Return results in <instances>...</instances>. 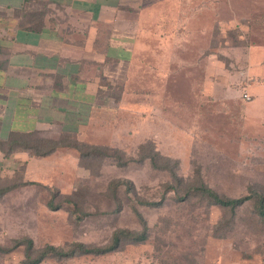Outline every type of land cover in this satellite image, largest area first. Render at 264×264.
<instances>
[{
  "label": "rangeland",
  "instance_id": "374dc122",
  "mask_svg": "<svg viewBox=\"0 0 264 264\" xmlns=\"http://www.w3.org/2000/svg\"><path fill=\"white\" fill-rule=\"evenodd\" d=\"M212 6L213 0H193L184 28L169 29L176 26L172 19L161 30L164 36H152L169 49L138 54L124 84L97 92L82 122L39 129L45 138L67 136L117 149L125 165L111 156L83 162L70 147L46 156L19 149L10 154L7 146L6 153L0 151V188H9L0 196V247L14 248L23 238L32 239L36 249L76 242L105 246L117 229L140 231L141 216L148 225L143 242L41 264H264V220L252 203L232 215L186 195L197 177L230 198L255 190L264 195V126L247 119L250 94L231 80L245 70L247 22L216 20L205 10ZM235 48L240 61L233 64ZM224 91L233 99L242 92L245 103L214 99ZM146 143L174 161L182 185L149 159L139 161ZM50 203L62 207L52 209ZM25 252V246L0 250V264H25Z\"/></svg>",
  "mask_w": 264,
  "mask_h": 264
},
{
  "label": "crops",
  "instance_id": "0c3cea01",
  "mask_svg": "<svg viewBox=\"0 0 264 264\" xmlns=\"http://www.w3.org/2000/svg\"><path fill=\"white\" fill-rule=\"evenodd\" d=\"M192 1L0 0V141L12 132L45 138L40 128L82 122L97 92L124 82L138 54L169 49L152 36H164L161 30L172 19L176 26L169 29L184 28ZM205 10L216 20L247 22L245 70L231 80L252 96L248 103L242 100L247 119L263 127L264 0H213ZM239 51L232 50L233 64L240 61ZM197 79L201 82V73ZM241 93L235 99L225 91L212 94L219 102L241 105Z\"/></svg>",
  "mask_w": 264,
  "mask_h": 264
},
{
  "label": "trees",
  "instance_id": "16d2710c",
  "mask_svg": "<svg viewBox=\"0 0 264 264\" xmlns=\"http://www.w3.org/2000/svg\"><path fill=\"white\" fill-rule=\"evenodd\" d=\"M8 148L7 149L3 147ZM70 147L79 151L81 160L87 162L91 159L103 158L105 156L114 157L120 165H125L127 162L124 160L123 154L117 149L102 148L99 146H92L85 143H78L76 140L68 139L67 136H62L58 140L45 139L38 137L35 132L20 133L12 132L10 138L6 142L0 141V148L6 150L8 153L15 149L25 150L31 152L33 155L46 156L58 149ZM139 161L149 159L152 166L157 169L169 171L171 179L179 185L183 184V179L178 175L177 167H173L172 160L167 157L161 156L151 143H146L140 147ZM178 162V161H177ZM177 162L175 163L177 165ZM119 185V182L113 183ZM129 184V183H128ZM188 191L186 195L199 196L208 201L210 205L219 206L223 209L229 210L232 215L238 207L247 202L252 203L254 211L257 213L259 219L264 220V195L257 190L250 193V195L243 198H230L221 195L208 187L201 178L197 177L193 182L187 184ZM9 188H0V196L4 195ZM181 194L180 192H178ZM190 197V196H188ZM67 201L71 202L69 198ZM153 205V204H148ZM52 209L62 207L61 205L54 206L50 203ZM142 229L140 231H133L129 229L120 228L114 231L110 242L105 246L85 244L82 242L72 243L70 245L61 247L54 245H45L43 248L36 249L32 239L23 238L15 240L14 248H2L1 251L10 252L19 246H25V264H41L44 260L55 258L57 260L69 259L81 255H104L118 250L124 243H139L143 242L148 237V225L140 216Z\"/></svg>",
  "mask_w": 264,
  "mask_h": 264
},
{
  "label": "built area",
  "instance_id": "2783aa9c",
  "mask_svg": "<svg viewBox=\"0 0 264 264\" xmlns=\"http://www.w3.org/2000/svg\"><path fill=\"white\" fill-rule=\"evenodd\" d=\"M245 99H246V101H250L251 100V97L248 94H246L245 95Z\"/></svg>",
  "mask_w": 264,
  "mask_h": 264
}]
</instances>
